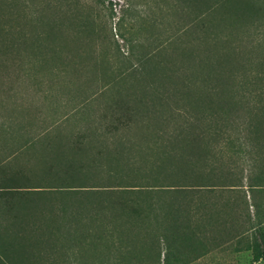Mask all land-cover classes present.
<instances>
[{
    "label": "trees",
    "instance_id": "16d2710c",
    "mask_svg": "<svg viewBox=\"0 0 264 264\" xmlns=\"http://www.w3.org/2000/svg\"><path fill=\"white\" fill-rule=\"evenodd\" d=\"M157 2L171 20L121 69L132 89L104 129L60 119L26 137L25 124L0 122L12 143L0 155V264H85V252L125 257L143 239L166 264L188 262L201 219L264 229V57L252 63L242 44L264 26V0ZM262 234L251 246L264 259Z\"/></svg>",
    "mask_w": 264,
    "mask_h": 264
},
{
    "label": "rangeland",
    "instance_id": "374dc122",
    "mask_svg": "<svg viewBox=\"0 0 264 264\" xmlns=\"http://www.w3.org/2000/svg\"><path fill=\"white\" fill-rule=\"evenodd\" d=\"M164 10L157 0H0V122L25 124L26 137L60 119L68 120L65 130L84 124L104 129L117 116V96L125 98L126 90L132 89L133 79H121V69L136 63L139 52L149 46L150 34L162 38L171 20ZM242 44L252 55L251 62L258 64L264 57V26L245 35ZM136 131L140 130L134 127L128 134L135 137ZM99 140L106 145L102 137ZM11 144L0 141V155ZM217 156L219 163L213 164L227 170V157ZM238 164L236 169L240 166L246 173L247 167ZM232 199L234 204L239 201ZM236 207L242 209L238 203ZM199 223L196 230L194 225L190 251L194 258L182 262L180 252L181 260L170 257V264H264L251 246L252 237L261 243L264 229L237 234L224 226L210 227L206 218ZM143 242L125 257L100 248L85 252L83 261L166 264L162 245L151 251L148 241ZM60 245L58 241L57 248Z\"/></svg>",
    "mask_w": 264,
    "mask_h": 264
}]
</instances>
